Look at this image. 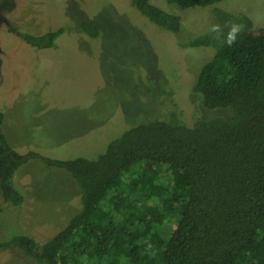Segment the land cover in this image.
I'll use <instances>...</instances> for the list:
<instances>
[{
	"label": "trees",
	"instance_id": "obj_1",
	"mask_svg": "<svg viewBox=\"0 0 264 264\" xmlns=\"http://www.w3.org/2000/svg\"><path fill=\"white\" fill-rule=\"evenodd\" d=\"M220 1L166 0L180 9ZM131 5L157 27L180 32L178 15L150 0ZM212 15L222 33L180 44L213 51L195 71L189 119L175 105L163 107L169 89L139 71L135 97L153 102L150 115L126 123L94 158L20 153L0 129L3 201L21 202L12 176L33 158L67 171L77 195V211L51 237L12 235L0 239V250L18 246L37 264H264V29L243 13ZM79 23L90 38L99 35L94 22ZM231 23L244 31L229 47ZM63 30L15 33L44 49Z\"/></svg>",
	"mask_w": 264,
	"mask_h": 264
},
{
	"label": "rangeland",
	"instance_id": "obj_2",
	"mask_svg": "<svg viewBox=\"0 0 264 264\" xmlns=\"http://www.w3.org/2000/svg\"><path fill=\"white\" fill-rule=\"evenodd\" d=\"M150 1L178 15L179 33L152 24L131 0H0V129L16 151L96 157L126 123L150 115L153 102L146 107L142 95L135 97L139 71L152 72L156 83L169 89L163 107L175 105L189 119L195 71L213 51L180 44L210 33L217 24L214 9L246 14L264 29V0L185 9ZM82 20L94 22L99 35L90 38L79 29ZM59 27L64 30L44 49L15 33L41 35ZM69 177L36 158L20 164L12 182L21 202L12 205L0 195V239L27 234L41 243L60 229L77 211ZM0 264L37 262L11 246L0 250Z\"/></svg>",
	"mask_w": 264,
	"mask_h": 264
},
{
	"label": "clouds",
	"instance_id": "obj_3",
	"mask_svg": "<svg viewBox=\"0 0 264 264\" xmlns=\"http://www.w3.org/2000/svg\"><path fill=\"white\" fill-rule=\"evenodd\" d=\"M228 27V32L225 38V43L230 47L235 44L243 33L244 28L241 24L231 23L230 25H226ZM212 33L220 34L223 32L222 27L219 24H213L209 29Z\"/></svg>",
	"mask_w": 264,
	"mask_h": 264
}]
</instances>
